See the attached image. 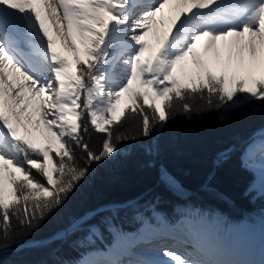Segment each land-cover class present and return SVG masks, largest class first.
<instances>
[{"label":"snow or ice","instance_id":"6c2138e0","mask_svg":"<svg viewBox=\"0 0 264 264\" xmlns=\"http://www.w3.org/2000/svg\"><path fill=\"white\" fill-rule=\"evenodd\" d=\"M197 98L264 102V0H0V235L35 228L136 139L114 136L122 121L139 118L148 137ZM194 253L161 255L222 264Z\"/></svg>","mask_w":264,"mask_h":264},{"label":"trees","instance_id":"16d2710c","mask_svg":"<svg viewBox=\"0 0 264 264\" xmlns=\"http://www.w3.org/2000/svg\"><path fill=\"white\" fill-rule=\"evenodd\" d=\"M191 103L188 112L177 105L171 119L153 131L149 140L156 141L155 147L142 146L139 118L116 126L114 136L137 138L119 141L118 152L91 165L92 175L35 228L17 224L8 239L0 235V264H76L88 249L85 231L99 226L100 234L108 237L104 216L112 218L118 229L135 226V213L141 207L134 206L142 201L167 218L186 207H197L224 222L256 213L261 206L247 196L252 173L242 166L241 154L264 128V102L229 107L197 98ZM84 138L98 151L105 137L90 126ZM73 149L82 164L83 150L75 145ZM110 159L117 165L109 167ZM163 171L176 177L189 194L173 192L161 179Z\"/></svg>","mask_w":264,"mask_h":264},{"label":"bare ground","instance_id":"6f19581e","mask_svg":"<svg viewBox=\"0 0 264 264\" xmlns=\"http://www.w3.org/2000/svg\"><path fill=\"white\" fill-rule=\"evenodd\" d=\"M156 1L141 0V3L147 7L156 4ZM143 10L137 9L132 19L142 16L143 13L136 14ZM66 54L71 56L70 52ZM248 151V158L251 161L255 162L257 166L261 163L256 169L258 173L257 185L258 189L264 192V141H257ZM258 153H260V160L257 161L254 157ZM168 184L174 189L181 187L179 182L172 179ZM140 211L143 214L141 217L146 218L143 222L141 218L136 217L135 224L137 226L120 230L126 231L127 237L105 238L98 235L103 242L102 245L90 251V248L86 249L87 254L83 252V259L88 255V264H163L160 258L151 256L145 251L148 249L141 247V244L144 243H159L174 246L182 252V255L192 252L195 248L196 253L194 254H198L199 259L215 260L222 264H264V228L248 226V221H245L248 218L238 221L245 222L241 227L242 237L239 243L233 244L230 242L231 236L225 237L220 232L212 231L205 224L207 221H198L197 217L199 216L197 215L170 221L176 219L180 213L168 220L161 210L162 216L157 219L149 214L148 208L139 209L135 215Z\"/></svg>","mask_w":264,"mask_h":264},{"label":"rangeland","instance_id":"374dc122","mask_svg":"<svg viewBox=\"0 0 264 264\" xmlns=\"http://www.w3.org/2000/svg\"><path fill=\"white\" fill-rule=\"evenodd\" d=\"M136 15H140V11L137 12ZM158 129H159V127H158ZM149 138H150V136L141 138L142 139L141 141H143L142 142L143 147H148V145H150V144L153 147L156 146V141L153 139V141H151L152 143H150ZM259 140H261V142L264 141V128L262 130L258 131L257 134H255L252 137L249 144H247L244 147L242 154H241V161H242V166L245 167L249 172L252 173V178L249 182L248 190L246 192L247 196L250 200L255 202L256 206H261V208L259 210H257L256 213H250V214H247V216H245V215L241 216L242 218H240L239 220H241L243 218H248L247 220H245V221H248V223H247L248 226L264 228V194H263L264 192H261L260 189H258V187H259L257 185L258 173L256 171V169L260 166L261 163H259V166H257V164L255 162L251 161L248 158V156H249L248 150L250 149L251 146H253ZM130 143L131 142H127L128 146L130 145ZM226 151H228V149ZM254 158L257 161L260 160V153L255 155ZM112 164L117 165V162L116 161L112 162V160H111V161H109V163L107 165L109 167H111ZM92 168L93 167H91V171L89 172V175H92V170H94ZM161 176H162L161 179L164 181V183H166L168 185V187L173 192L177 193L178 195H183V196L186 194H189V190L187 188H185L184 186H182V184L179 182V180L176 177H174L171 173H169L167 171H163ZM169 177H170V179H169ZM171 179L175 180L176 182H179V184L181 186V187H179L180 189H174L173 187H171L168 184ZM83 180H81L80 182H82ZM122 205H125V204H122ZM139 206L141 207L140 209L148 208V210L150 211L149 214H151V216H153L155 219H157L159 216H162V212L160 211V209H158L156 207L153 208L152 204H150L148 201H142L140 203H137L134 207H139ZM180 212L181 213L179 214V216H177L176 219H174V220H170V218H167V219L170 221H176L180 217H192L194 215H197V216H199V217H197L198 221H200V222H203V220L207 221V223H205V224L208 225V227L212 231L220 232L225 237L231 236L230 242H232L233 244L240 242V239L242 237L241 227H242V223H245V222H237V221L224 222L220 217H216L215 215H211V214L207 213L206 211L199 209L197 207H186V208L182 209ZM198 214H200V215H198ZM142 215L143 214L140 211L135 216L138 218H141V220L143 222L146 218L141 217ZM104 219L106 221H104L105 223L103 224V226H105L106 230H108L109 233H111V236H113V237L118 236L120 238L127 237L128 233L126 231H120V230H122V228L118 229L116 223L113 222L112 218L108 219L106 216H104ZM78 221H81V219H79ZM110 224H111V226H109ZM85 232L84 233L86 234L87 240H89L92 243L89 251L91 249L92 250L96 249V247H99V245L100 246L102 245L103 242L98 237V235H101V234H99L100 233L99 226H92ZM85 260L86 259H80V260L78 259L76 264H86Z\"/></svg>","mask_w":264,"mask_h":264}]
</instances>
